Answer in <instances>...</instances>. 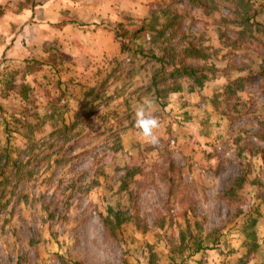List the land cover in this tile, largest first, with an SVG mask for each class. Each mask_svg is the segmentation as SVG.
<instances>
[{"label": "rangeland", "instance_id": "1", "mask_svg": "<svg viewBox=\"0 0 264 264\" xmlns=\"http://www.w3.org/2000/svg\"><path fill=\"white\" fill-rule=\"evenodd\" d=\"M144 1L55 0L53 16L36 19L37 44L15 19L32 0L0 6V152L48 138L88 101L95 111L49 166L35 164L27 186L6 190L0 264H209L215 252L264 264V0H206L209 14L175 5L177 41L193 35L215 71L159 100L149 35L128 54L115 34L144 24L128 17ZM170 1L146 0L145 13ZM238 77L243 90L226 92ZM148 102L161 125L155 146L134 128ZM110 208L119 219L107 221Z\"/></svg>", "mask_w": 264, "mask_h": 264}, {"label": "trees", "instance_id": "2", "mask_svg": "<svg viewBox=\"0 0 264 264\" xmlns=\"http://www.w3.org/2000/svg\"><path fill=\"white\" fill-rule=\"evenodd\" d=\"M186 1L193 4L195 8H203L207 11L206 0H171L164 8L154 9L150 17L146 18L144 24L136 29L128 30L125 26L120 24L124 33L116 30L115 34L120 39L122 44V51L124 53H131V40H137L140 36L149 35L147 42L149 51L152 52V58L155 60V69L153 70L151 89L154 90L156 98L159 100L165 94L171 92L175 93L182 89L181 80H191L199 87H203L209 78L210 69L215 71V68L210 66L208 62L212 59L213 54L208 48L202 47L199 40L193 35H183V38L177 41V36L180 34L179 26L182 19V10L177 8V4ZM245 13L249 10L248 5L242 6ZM242 24L247 28H251V17L244 15L241 17ZM244 29L238 32L239 37H244L247 33ZM248 28V29H249ZM251 30V29H249ZM239 50L246 49L242 42L237 45ZM212 67V68H210ZM245 77H238L230 81L226 87V92L236 93L243 90L242 81ZM235 86V87H234ZM234 87V89H232ZM233 90V91H232ZM99 98L96 97L94 101ZM93 101V102H94ZM90 102L81 107V114H76L74 120L70 123H65L53 130L49 137L39 141H28L25 148L13 149L7 147V153L0 152V215L1 210L6 208L11 203L14 192H6L11 184H21L23 187L27 186L32 177L35 176V164L47 163L48 166L52 163L53 158L59 155L72 137H75L77 128L82 125V122L89 119L95 114V111L88 109ZM86 111V112H85ZM80 133H77L79 136ZM26 137V136H25ZM56 137V140H53ZM62 145H58L59 142ZM55 148V149H54ZM53 149L50 153L47 150ZM17 152L15 158L11 154ZM59 159L56 160V162ZM75 183L73 184V188ZM109 221L111 218L119 219L117 212L110 208L108 210ZM106 221V222H107Z\"/></svg>", "mask_w": 264, "mask_h": 264}, {"label": "crops", "instance_id": "3", "mask_svg": "<svg viewBox=\"0 0 264 264\" xmlns=\"http://www.w3.org/2000/svg\"><path fill=\"white\" fill-rule=\"evenodd\" d=\"M10 2H16L20 4L21 2L22 3L25 2V0H0V6L5 8L9 5ZM54 2L55 0H32V3L30 6H26V7L24 6L23 9L15 15V19L17 23H19L21 20H23L24 22H27V23H24L25 29L24 31H22V36H21L22 38L28 36V34H32V42L34 44L35 43L37 44L41 41L40 34L44 32V30L41 28L39 24H37L36 19H39L42 17L43 19L48 20V18L52 17L53 16L52 13L54 12L52 8L54 7V4H51V3H54ZM42 3L44 4L42 5ZM147 3L148 2H146L145 0L144 5H143V10H144L143 12L140 13L137 10H133L129 14L128 17L139 19V18H142V16H144L143 17L144 20L150 17L151 15L150 13L152 12H149L150 14L149 16H147V14L145 13V9L147 8L146 7ZM133 5H134V8H136L137 4H133ZM113 7L117 8L115 5H113ZM119 18H121L122 20L124 19L123 17H119ZM30 19H33V22L26 21ZM118 51L119 53L122 51V48L120 47V45H118ZM231 257L232 256L230 254L229 256L225 254L224 258H221L219 254L215 252V253H212L213 259L209 264H232Z\"/></svg>", "mask_w": 264, "mask_h": 264}, {"label": "clouds", "instance_id": "4", "mask_svg": "<svg viewBox=\"0 0 264 264\" xmlns=\"http://www.w3.org/2000/svg\"><path fill=\"white\" fill-rule=\"evenodd\" d=\"M148 105H140L134 111V128L138 137L147 144L153 146L159 143L156 131L160 128V121L148 111Z\"/></svg>", "mask_w": 264, "mask_h": 264}]
</instances>
